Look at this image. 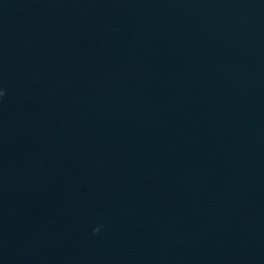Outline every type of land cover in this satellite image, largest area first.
Masks as SVG:
<instances>
[{
    "label": "water",
    "instance_id": "water-1",
    "mask_svg": "<svg viewBox=\"0 0 264 264\" xmlns=\"http://www.w3.org/2000/svg\"><path fill=\"white\" fill-rule=\"evenodd\" d=\"M0 264H264V0H0Z\"/></svg>",
    "mask_w": 264,
    "mask_h": 264
},
{
    "label": "clouds",
    "instance_id": "clouds-1",
    "mask_svg": "<svg viewBox=\"0 0 264 264\" xmlns=\"http://www.w3.org/2000/svg\"><path fill=\"white\" fill-rule=\"evenodd\" d=\"M93 231H97V229H94Z\"/></svg>",
    "mask_w": 264,
    "mask_h": 264
}]
</instances>
